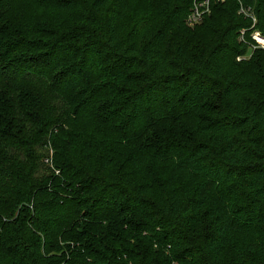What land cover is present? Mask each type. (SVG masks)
<instances>
[{
    "label": "trees",
    "instance_id": "16d2710c",
    "mask_svg": "<svg viewBox=\"0 0 264 264\" xmlns=\"http://www.w3.org/2000/svg\"><path fill=\"white\" fill-rule=\"evenodd\" d=\"M192 7L0 0V264H264V0Z\"/></svg>",
    "mask_w": 264,
    "mask_h": 264
},
{
    "label": "built area",
    "instance_id": "2783aa9c",
    "mask_svg": "<svg viewBox=\"0 0 264 264\" xmlns=\"http://www.w3.org/2000/svg\"><path fill=\"white\" fill-rule=\"evenodd\" d=\"M193 1V7L190 11V14L188 16V23L190 25H196L199 24L205 16L209 15L210 13V2L213 0H192ZM217 2H224L225 0H214ZM239 13L244 14L245 17L250 18L253 23L256 22L255 18L249 13L248 10H244L243 8H240ZM244 35V30L240 31V41H242V37ZM252 44H250V50L254 49H264V37L260 35L259 32L254 31L251 34ZM46 164H50L48 160L45 161ZM57 173V172H56Z\"/></svg>",
    "mask_w": 264,
    "mask_h": 264
},
{
    "label": "rangeland",
    "instance_id": "374dc122",
    "mask_svg": "<svg viewBox=\"0 0 264 264\" xmlns=\"http://www.w3.org/2000/svg\"><path fill=\"white\" fill-rule=\"evenodd\" d=\"M200 24H201V23H200ZM200 24H197V25H188V24H187V27H189L190 29H193L195 26H199ZM263 50H264V49H263ZM248 53H249V54L246 56V59L250 57V55H251L252 52L250 51V52H248ZM217 105H218V103H217V101L214 100V99H211V100H209V102H208L209 110L215 109Z\"/></svg>",
    "mask_w": 264,
    "mask_h": 264
}]
</instances>
